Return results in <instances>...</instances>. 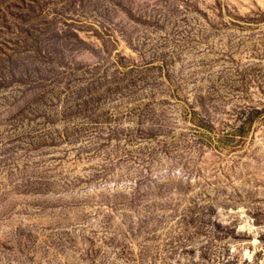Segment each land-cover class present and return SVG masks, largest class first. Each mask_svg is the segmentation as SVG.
<instances>
[{
	"label": "rangeland",
	"instance_id": "1",
	"mask_svg": "<svg viewBox=\"0 0 264 264\" xmlns=\"http://www.w3.org/2000/svg\"><path fill=\"white\" fill-rule=\"evenodd\" d=\"M0 264H264V0H0Z\"/></svg>",
	"mask_w": 264,
	"mask_h": 264
}]
</instances>
